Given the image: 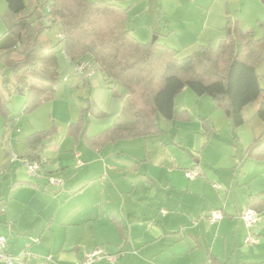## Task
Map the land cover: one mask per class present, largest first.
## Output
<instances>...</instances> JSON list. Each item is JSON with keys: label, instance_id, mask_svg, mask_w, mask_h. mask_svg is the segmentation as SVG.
<instances>
[{"label": "crops", "instance_id": "0c3cea01", "mask_svg": "<svg viewBox=\"0 0 264 264\" xmlns=\"http://www.w3.org/2000/svg\"><path fill=\"white\" fill-rule=\"evenodd\" d=\"M128 29H130L129 20ZM130 31L138 39L142 38L138 31L132 29ZM158 34L161 36V33ZM66 59L68 67L80 75L74 84L80 86L79 80H83L85 86H88L86 89L89 101L81 107L79 115L73 119L68 113L71 103L68 99L63 100L72 91L71 87L68 85L64 87L55 100L60 107L67 105V117H61L58 113H63L65 110L50 114L49 126L53 129L52 133L58 130L53 124L60 118L65 119L67 126L65 133L67 137L74 139L75 143L69 144L70 149L68 154H65V159H60L61 155L57 159L59 161L57 166L54 164L49 167L51 158L46 155L49 146L46 142L42 155L43 170L46 171L44 172L47 176L29 180L19 175V171L15 175L11 174L9 163L3 164L0 175L9 173L10 178L4 181L0 179V202L2 201L0 235L8 238V251L16 254L28 249L42 257L50 255L53 262L49 264H81L89 252L100 248L106 255H115L116 259L111 261L102 258L92 264H147L149 261L145 250L149 245L160 243L166 235L183 232L184 227H189L192 232L180 240L187 243L186 251L190 264H209L210 259H213L214 264H264V207L258 211L253 209L258 213V220L250 228L243 224L241 219L235 223V238L239 231L240 237L244 236L245 244L249 249L237 245L232 251L231 259L227 257L226 247L221 255L215 253L214 242L210 240L207 226L199 232L197 231L199 224L194 223L198 217L207 218L213 210H220L223 219L215 225L210 224L209 221L207 223L211 231H217L218 234L221 231L226 232L233 219L237 216L242 217L249 210L248 204L252 195L262 193L264 198V182L248 189L244 188L239 192L238 198L233 193L234 187L248 185V180L253 179V175L250 178L248 174H260L262 178L264 177V161L252 160L258 164H250L248 162L250 160L245 161L243 164L246 172L240 176L242 179H239L237 184L234 178L228 181L224 177H218L225 181L229 189L223 207L222 198L220 197L219 200L218 195L213 196L214 190L222 191L223 187L218 189L214 186L215 183L210 184L212 181H209L207 173L204 172L203 175L200 171L205 165L211 166L214 163L203 156L207 147L211 145V137L213 132L217 131V127L209 122L212 130L205 127L203 119L207 121L209 119L206 109L199 111L198 118L195 119L190 103L185 99L189 96L185 92L186 88L176 97L175 104L177 110H187L190 113L189 121L167 120L166 122L159 119L158 121L164 126L163 128L160 126L163 130L160 134L120 140L106 145L101 151L95 150L86 144L82 136L78 140L70 136L68 127L78 120L83 109L90 106L92 110L87 112V120L91 122L93 118L98 120L109 118L110 123L106 127L108 128L121 114L128 97L122 95V91L116 88L114 91L118 95H114L102 72L99 74L100 78L93 79L96 72L92 71V67L87 73L81 74L77 72L76 65ZM65 74L63 81L68 82L71 74L69 71H65ZM202 97L195 101L197 106L202 103L208 104L209 112H213L215 103L211 105L209 100H203ZM28 124L32 126L31 133L52 131L50 127H37L31 118L28 119ZM88 130L89 125L87 133ZM22 149L23 151L17 155L18 159L14 161L21 159L19 156L27 152L26 141ZM214 153H209L208 156H215ZM225 157L228 156L223 155L215 164L227 161L224 160ZM192 159L195 162H192ZM78 160H82L81 165H78ZM245 163L250 166L246 168ZM59 166L63 168L60 169ZM195 168L200 174L195 178H189L187 171ZM51 175L61 178L63 184L52 183L54 188H49L48 184L51 182L48 176ZM202 175L205 179L201 178ZM43 179L46 182L40 181ZM21 180L29 183L15 184L16 181ZM229 194L232 195L233 207L230 204L232 200L228 201ZM197 203L199 210L195 209ZM165 206L169 211L164 208ZM249 234L257 237L258 241L247 243L246 238ZM186 237L191 239L193 246L188 244ZM180 240L175 238L177 245ZM162 248L156 249L155 254L165 251L167 245L164 244ZM132 250L137 254L129 256ZM199 251L203 253L202 256H198ZM171 254L173 258L177 255L172 250ZM180 255L184 256V253Z\"/></svg>", "mask_w": 264, "mask_h": 264}, {"label": "trees", "instance_id": "16d2710c", "mask_svg": "<svg viewBox=\"0 0 264 264\" xmlns=\"http://www.w3.org/2000/svg\"><path fill=\"white\" fill-rule=\"evenodd\" d=\"M8 13L6 32L15 42L0 47V112L9 114L5 91L20 93L26 99L22 113H32L46 102L55 100L61 72L58 51H63L75 65L93 66L104 75L108 86L121 85L128 102L121 114L98 134L87 133L90 120L83 109L78 120L68 127V134L101 151L120 140L146 138L160 134L159 117L170 121H189L187 110L176 109V97L190 88L198 96H210L217 107H224L230 124L239 128L245 123V108L259 101L264 89L258 72L263 58L264 37L258 40L253 31H244L238 21L228 17L218 49L202 44L192 54L180 56V50L161 42L156 36L143 42L129 29V9L107 0H42L40 7L29 11L26 0H5ZM264 4V0H261ZM48 7L47 14L43 6ZM58 24L61 38L57 46L48 45V34ZM264 29V20L261 22ZM156 34V33H155ZM14 81L9 85L6 70ZM264 120V99L257 111ZM207 129L212 126L203 119ZM52 131H35L27 136V152L19 156L44 167L43 152ZM210 135V133H209ZM242 163L264 161V134L243 150ZM21 180L15 184H27ZM249 209L264 207L262 193L252 195ZM256 264V263H244Z\"/></svg>", "mask_w": 264, "mask_h": 264}, {"label": "rangeland", "instance_id": "374dc122", "mask_svg": "<svg viewBox=\"0 0 264 264\" xmlns=\"http://www.w3.org/2000/svg\"><path fill=\"white\" fill-rule=\"evenodd\" d=\"M42 0H26L28 4V12L34 11L36 7H40ZM117 2L123 6L130 7L129 9V28L133 31H138L140 33V40L143 42L152 41L156 36L159 37L161 42H167L169 46H172L180 50V56H186L197 51L200 46L204 43H210L214 49H218L219 41L223 38V28L226 25L227 18L230 17L234 21H238L241 28L244 31L251 30L253 31L254 37L258 40H261L264 37V29L261 26V22L264 20V4L261 0H107ZM42 9V7H40ZM44 13L47 14L48 7L43 6ZM7 4L5 0H0V47L8 46L15 42L14 37L6 32L5 26V16L7 15ZM167 25V26H166ZM129 29V30H130ZM133 33V32H132ZM135 33V32H134ZM156 33V34H155ZM158 33H161L159 36ZM48 45L55 46L58 50L60 46L57 44L61 38L59 25L55 24L48 34ZM263 58L258 63V72L261 78V85L264 89V50L262 51ZM65 53L63 51H58V60L60 63V72H61V82L59 84L60 88L57 92L58 99L60 92L67 85L71 87L72 91L68 93V96H65L63 100H69L71 103V108L68 110L69 115L75 119L79 115L81 107L85 106L89 101V94L86 89L85 83L83 80H79L81 83L80 86L74 84L77 82L78 77L72 69L68 67V61L66 59ZM2 62L0 60V66ZM96 72V75L93 79L99 77L101 71L98 69L97 64L93 63L92 71ZM65 71H69L71 76L68 82L63 81L65 77ZM67 73V72H66ZM6 78L9 85L14 81V77L11 71L6 70ZM100 78V77H99ZM2 79V74L0 71V80ZM116 89L123 91L121 85L114 86ZM86 89V90H85ZM187 96L185 99L190 103L192 109V115L195 116V119L198 118L199 111L206 109L208 115V122L217 127V131L213 132L211 137V145H209L204 154V158L210 159L211 166H204L200 169L201 174L204 175V172L207 173L210 184L213 183L220 184L223 187V190H214L215 195L222 198L221 202L224 207L227 199V190L228 186L222 179L218 177H224L229 181L233 179L239 181L242 179L240 176L244 172V164L242 163L243 150L249 147L255 137L264 134V120L258 115L257 111L260 106L261 101L264 99V94L259 101H256L248 105L244 110L245 123L239 128H233L230 124V120L227 117L224 107H213V112L210 111V105L200 104L197 106L196 100L200 96L194 93L190 88H186ZM186 94V93H184ZM5 96L8 100L9 114L5 116L0 112V170L3 168V164H8L11 169V174L15 175L19 171V175L26 177L29 180H37V177L31 175L27 166L23 165L21 159L14 161L12 157L18 155L23 151L22 145L25 144L26 138L29 133H31V127L28 124V119L34 120V123L37 127H50V114L52 112L57 113L58 111L65 110L63 113L58 112L61 117H67V105L65 107L59 106L55 100L46 102L38 109L32 113H22V108L25 102V95L20 93H10L5 91ZM67 97V98H66ZM87 98V101L85 99ZM203 100H209L211 105L214 101L210 96L204 95ZM216 105V104H215ZM207 115V114H206ZM160 121H166L163 117H159ZM202 120V119H201ZM65 119H58L57 123H54L53 126L58 127V130L54 133H50L46 142L49 145L47 147V157H50L49 167L51 165H56L59 162L57 159L62 155L60 159H65V154H68L70 148L69 144H74L75 141L71 137H67L65 133ZM162 121V122H163ZM159 122V121H158ZM110 123L109 118L98 120L96 118L91 119L89 124V133H97L104 128H106ZM159 125L163 128V123L159 122ZM50 129H52L50 127ZM53 130V129H52ZM51 131V130H50ZM215 149H213L214 147ZM215 152V153H214ZM209 153L215 154V156H208ZM225 153V154H223ZM223 155L225 157L224 163H219ZM208 157V158H207ZM13 160V162H12ZM192 162H195L192 159ZM250 164H258L255 161H248ZM243 164V165H242ZM246 168L249 167L248 163ZM257 166V165H255ZM60 167V166H59ZM60 167V169H62ZM255 167L253 168V170ZM45 171V170H43ZM46 172V171H45ZM44 172L43 176H47ZM257 173V172H255ZM214 174V175H212ZM201 178H204V176ZM250 178L248 180V185H241L239 187H234V195L238 198L239 192H242L244 188H251L255 184H260L263 178L260 174H248ZM257 175V176H256ZM214 178H213V177ZM56 177V176H55ZM10 174L1 176L0 179L8 180ZM205 179V178H204ZM218 179V180H216ZM46 182L44 179L40 180ZM50 184V185H49ZM48 187L53 189L54 186L52 183H49ZM52 184V185H51ZM5 190V194H6ZM229 200H232V195L229 194ZM6 198V196H5ZM1 199V198H0ZM218 200V199H217ZM201 201V200H200ZM199 201V202H200ZM203 201V200H202ZM4 202V201H3ZM204 202V201H203ZM233 207V200L230 203ZM2 205V201L0 202ZM199 203L196 204V210H199ZM165 209L169 208L167 206ZM237 215V214H235ZM246 224L243 220V217L237 216L236 219H233L232 223L227 228V231H221L219 234L217 231H211L207 223V218H197L196 225L199 224V230L205 229L208 227V235L211 236V241L214 242V251L216 254H222V251L226 247L227 257L231 259L233 256V250L236 249L237 245H243L245 248L249 249V246L245 244V238L240 237L239 231H237V237L235 238V223H238L239 220ZM229 220V219H227ZM192 230L189 227H184L183 232L177 234H170L163 237V240L160 243H154V245H149L148 249L145 250L146 257L148 258L147 264H190L188 258L187 243L184 240L181 242L183 236L190 234ZM219 235L216 239L215 236ZM240 237V244L238 240ZM175 238L180 240L178 245L176 244ZM188 244L193 246L191 239L186 237ZM227 242V244H225ZM167 245V249L163 252L161 251L158 254H155L156 249H163V245ZM174 245V247L172 245ZM227 245V246H226ZM241 249V247H239ZM171 250L176 252V257H172ZM129 256H134L137 254L135 250L130 252ZM139 253V251H138ZM180 253H184V256H181ZM198 256H202V252L197 253ZM238 254V253H237ZM126 256V254H125ZM172 257V259H169ZM235 259L237 258L235 254ZM247 259V258H245ZM209 264H214L213 259L209 260Z\"/></svg>", "mask_w": 264, "mask_h": 264}, {"label": "built area", "instance_id": "2783aa9c", "mask_svg": "<svg viewBox=\"0 0 264 264\" xmlns=\"http://www.w3.org/2000/svg\"><path fill=\"white\" fill-rule=\"evenodd\" d=\"M91 65H76L77 72L81 74L87 73L91 69ZM89 76L88 74H86ZM13 160L18 159L17 155L12 157ZM22 163L28 167L30 173L33 176L41 177L44 174L42 166L38 162H28L24 159H21ZM82 164V160H78V165ZM200 174L197 168L187 171V176L189 178H195ZM49 181L55 185H62L63 180L61 178L55 176H48ZM216 188L220 189V184L214 185ZM243 220L245 221L248 228H250L257 220L258 213L253 209H249L246 213L243 214ZM210 224L215 225L220 220L223 219V213L220 210H213L207 217ZM258 241V238L252 234H249L246 238L247 243H255ZM8 247V238L4 235H0V263L2 264H49L53 262L52 256H40L28 249H23L19 253H11L7 249ZM106 258L108 260H115V255H106L102 252L100 248H95L91 252H89L86 258L83 260L81 264H92L94 261L98 259Z\"/></svg>", "mask_w": 264, "mask_h": 264}]
</instances>
